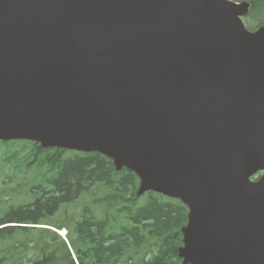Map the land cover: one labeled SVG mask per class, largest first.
Returning <instances> with one entry per match:
<instances>
[{"label": "water", "instance_id": "95a60500", "mask_svg": "<svg viewBox=\"0 0 264 264\" xmlns=\"http://www.w3.org/2000/svg\"><path fill=\"white\" fill-rule=\"evenodd\" d=\"M233 0H0V141L98 152L188 208L182 264H264V23Z\"/></svg>", "mask_w": 264, "mask_h": 264}, {"label": "trees", "instance_id": "16d2710c", "mask_svg": "<svg viewBox=\"0 0 264 264\" xmlns=\"http://www.w3.org/2000/svg\"><path fill=\"white\" fill-rule=\"evenodd\" d=\"M247 27L255 29L264 22V0H252ZM0 162L17 171L30 169L40 173L28 183L26 194L31 201L0 210V226L16 222L45 224L66 229V239L75 250L80 264H181L177 248L182 244L181 227L187 221L188 209L180 200L148 191L146 200L136 196L137 175L122 168L116 171L111 159L97 152H79L44 148L27 140L1 141ZM16 171V172H17ZM41 175V176H40ZM13 173L12 177H16ZM21 184L18 182L16 187ZM25 185H27L25 183ZM88 194L91 204L85 205L71 230L68 221L46 224L61 206L73 203ZM1 203V202H0ZM39 228L37 235L16 241L19 249L27 241L36 256L27 263L11 264H75L66 241L47 227H0V242L9 239L15 230L29 232ZM57 238L59 241H57ZM139 254L137 261L134 258ZM7 256H0L6 264Z\"/></svg>", "mask_w": 264, "mask_h": 264}, {"label": "rangeland", "instance_id": "374dc122", "mask_svg": "<svg viewBox=\"0 0 264 264\" xmlns=\"http://www.w3.org/2000/svg\"><path fill=\"white\" fill-rule=\"evenodd\" d=\"M238 1H244V0H238ZM247 1H252V0H247ZM253 3V2H252ZM248 15V14H247ZM246 16H244V22L247 25V23H251V20ZM261 16H264V11L262 12ZM2 151L0 150V159L3 156ZM12 167V165L7 166V165H2V162H0V210L3 208L9 209L10 207L11 210L13 207H17L18 205H22L25 202L31 201V197L26 194L27 189H28V183H32V180H27L26 178H23L24 174H27V178H33L35 175L39 176V174L43 172H36L33 169H30L27 173H23L24 171L20 170L17 171ZM17 173L16 177H12L13 173ZM41 176V175H40ZM20 182V186L16 187L13 190L12 193V188L15 187V185ZM25 183L27 185H25ZM146 200L145 196H140L139 197V202L143 203ZM85 205L89 206H94L91 204V198L89 197L88 194L82 195L79 199L74 201L73 203H68L63 206L53 215V217L44 219V222L47 224H56V222H65L64 218L68 221V224L72 230L73 228V223L75 220H78L81 211ZM19 222H16L14 220L13 222H8L6 225L3 227H8V226H13L14 224H17ZM22 226H44L45 224H25V223H19ZM47 227L51 228L52 232H49L48 238L50 239L51 236H55L53 233H56L59 235L62 239L66 240V230L63 229H57L53 226L46 225ZM39 228H31L29 232H22L20 230H15L13 235L3 241L0 242V256H7L8 259L6 260V264H11L12 262L16 263H27L28 260L34 258L36 256V252L32 249V244L29 243V241L20 244L22 247L17 249L18 247L16 246V241L17 240H22L24 238H27V235H37L39 232ZM56 237V236H55ZM57 241L59 239L57 238ZM67 243V241H66ZM68 249L69 253L71 255V258L73 259L75 264H80L78 261V258L76 256L75 250L70 244L68 243ZM142 254H139L137 257L134 258V261L136 262L138 257H140Z\"/></svg>", "mask_w": 264, "mask_h": 264}]
</instances>
